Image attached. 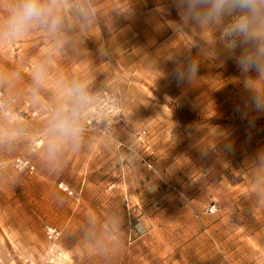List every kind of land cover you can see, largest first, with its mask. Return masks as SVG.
Returning <instances> with one entry per match:
<instances>
[{"label": "rangeland", "instance_id": "obj_1", "mask_svg": "<svg viewBox=\"0 0 264 264\" xmlns=\"http://www.w3.org/2000/svg\"><path fill=\"white\" fill-rule=\"evenodd\" d=\"M14 3L0 0V264H264V4L197 23L187 0H40L44 23L9 36ZM74 107L78 131L50 148L53 113ZM116 139L128 175L148 156L155 175L121 186Z\"/></svg>", "mask_w": 264, "mask_h": 264}, {"label": "clouds", "instance_id": "obj_2", "mask_svg": "<svg viewBox=\"0 0 264 264\" xmlns=\"http://www.w3.org/2000/svg\"><path fill=\"white\" fill-rule=\"evenodd\" d=\"M258 4H264V0H187L185 16L194 22L205 23L210 19L218 18L225 11L233 9H248L256 15L259 13ZM46 12L47 9L42 6L40 0H15L2 29L9 36L18 35L26 31L32 24L44 23ZM248 26V18L241 17L236 30L243 33L248 30ZM71 95L76 98L77 104H83L84 97L79 87L72 89ZM76 115L75 107L71 110L59 108L53 113L49 130L53 137L49 141L50 148L56 146L57 137L76 134L78 131L75 126Z\"/></svg>", "mask_w": 264, "mask_h": 264}, {"label": "crops", "instance_id": "obj_3", "mask_svg": "<svg viewBox=\"0 0 264 264\" xmlns=\"http://www.w3.org/2000/svg\"><path fill=\"white\" fill-rule=\"evenodd\" d=\"M73 6H77V5L74 4ZM83 10H86L85 7L82 8L81 11H83ZM73 15H74V19L71 20V21L74 22V24L79 25V26H80V24H82L81 23V18L83 17L82 22L85 24V26H84V29L83 30H80V32H82V34L84 35L85 40H92V39H98L99 40V39L102 38V35H101L100 32H96V31L94 32V31L91 30V26H92V20H91V18L90 19L87 18V16L84 15V14L79 15L75 11H74ZM6 16L7 15H5V17ZM68 17H69V15H68ZM81 28H83V26H80V29ZM69 33L72 34V32H63V31H60V32H54V35L57 36L56 39L57 38L58 39H61V37L66 38ZM73 33H77V30L75 29ZM78 54L81 55V53H78ZM83 55H86V52ZM77 65H78V63L75 62L73 64H70L67 68H65V69L63 68L64 71L68 72L67 74L65 73V74L62 75L63 76L62 79H63V82L64 83H65V78H66L67 75H69V74L72 75L73 72L78 71L77 68H80V67H78ZM77 84L78 85L75 86L74 85V82H71V84L68 83V84H64V85H62V83H61V84H58V86L60 87V89H61V87L62 88L64 87V88H67L68 90H72V89H74V88H76V87H78L80 85H83V86L86 85V84L80 83V82L77 83ZM71 97H72L71 94L67 95V98H71ZM139 133H140V136L139 137L137 136V137H134L132 139H129L127 142H125V144L132 143V141H134V142L136 141L137 142L136 139H138V141L142 140L143 137H144L143 134H145V132H143V133L142 132H139ZM125 144L120 143V140L119 139H116L115 140V146H116V149H117L116 151L118 152L119 157L122 159V162H119V169H118V176L120 178V184H121V186H124V187L126 186V183H127L128 178H129V181L132 182V183H135L137 181H140L143 178L145 179V177H151L152 178L153 175H155V174L153 173V175H151L148 172L149 169L147 170L145 168L146 166H145L144 163L141 164L140 167L145 166V167L142 168L145 172H143V173L138 172L137 173V171H138V166H137L135 168V173L136 174L135 173H134V175H132V174L131 175H128L127 174L128 173V169L130 168L129 165L131 164V162L129 164H128V162H123L124 157L125 158L127 157L126 156V153H124L125 152V149L123 148V145H125ZM127 160H129V159H127ZM167 166H168V162H167ZM166 168L168 169V167H166ZM123 194H124V200L126 201V207L129 209V208H131L130 204H131L132 200H130L129 197H128L129 195L127 194V189H124V193ZM127 212H128V215H130L131 213H133V212L130 211V209L127 210Z\"/></svg>", "mask_w": 264, "mask_h": 264}, {"label": "built area", "instance_id": "obj_4", "mask_svg": "<svg viewBox=\"0 0 264 264\" xmlns=\"http://www.w3.org/2000/svg\"><path fill=\"white\" fill-rule=\"evenodd\" d=\"M7 103H8V101L6 100L5 94H4L3 90L0 89V108L7 109L6 114L10 115L11 110L7 108ZM27 105H29V103ZM130 150L137 153L134 148L130 147ZM149 157H151V156H148L146 158L142 157L143 162L149 170L156 171L154 162ZM14 167L17 171L24 173V174H33L34 171L36 170V166L32 162V160L30 158L23 157V156H18L14 159ZM59 187L61 189H63L64 191H67L70 194H72V191L69 190V187L66 186L64 183H61ZM110 188H112V187H110ZM129 209L131 211V208H129ZM217 211H218V208H217L216 204H212L207 209V213H209V214H214ZM46 234L50 240H56L60 236V231L55 227H49V228H47Z\"/></svg>", "mask_w": 264, "mask_h": 264}, {"label": "trees", "instance_id": "obj_5", "mask_svg": "<svg viewBox=\"0 0 264 264\" xmlns=\"http://www.w3.org/2000/svg\"><path fill=\"white\" fill-rule=\"evenodd\" d=\"M149 158H151V157H149Z\"/></svg>", "mask_w": 264, "mask_h": 264}]
</instances>
